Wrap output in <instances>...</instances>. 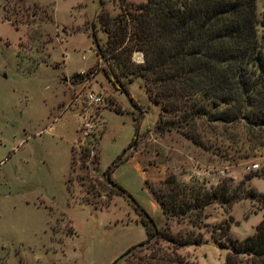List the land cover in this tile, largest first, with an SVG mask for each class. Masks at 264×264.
<instances>
[{"label":"rangeland","instance_id":"1","mask_svg":"<svg viewBox=\"0 0 264 264\" xmlns=\"http://www.w3.org/2000/svg\"><path fill=\"white\" fill-rule=\"evenodd\" d=\"M144 1L0 0V264H222L221 228L242 239L264 215V198L254 197L210 203L195 222L165 219L149 193L172 174L179 186L228 179L241 190L252 177L264 196V126L199 119L198 144L155 131L160 109L143 78L120 73L107 53L96 56L105 31L121 33ZM254 13L259 22L264 0H254ZM133 52L141 53L132 49L129 62L142 64ZM121 152L109 177L129 197L101 177ZM135 205L155 227L198 233L201 243L147 240ZM246 257L238 255L241 264Z\"/></svg>","mask_w":264,"mask_h":264},{"label":"trees","instance_id":"2","mask_svg":"<svg viewBox=\"0 0 264 264\" xmlns=\"http://www.w3.org/2000/svg\"><path fill=\"white\" fill-rule=\"evenodd\" d=\"M257 23L262 28L259 34ZM122 26L117 35L105 31V47H96V56L107 53L120 73L143 78L145 90L159 105L155 122L159 135L175 130L198 144L193 126L199 119L207 124L242 120L247 126H264V14L257 22L254 0H145L128 13ZM132 49L141 52L142 64L129 62ZM136 129L134 123L133 136ZM123 159L121 152L101 177L111 193L129 197L109 177ZM96 160L97 152L91 151V161ZM228 182L224 179L209 188L179 186L169 174L158 187H146L165 219L194 221L210 203L227 207L239 199L264 198L251 187L241 190ZM134 208L147 240L162 237L175 246L201 243L198 233L171 235L165 222L157 228L143 209ZM227 229L225 225L220 231L228 249L222 264H241V254L247 256L245 264H264V215L242 239L228 237Z\"/></svg>","mask_w":264,"mask_h":264},{"label":"built area","instance_id":"3","mask_svg":"<svg viewBox=\"0 0 264 264\" xmlns=\"http://www.w3.org/2000/svg\"><path fill=\"white\" fill-rule=\"evenodd\" d=\"M131 60L134 61L135 63H139L142 61V56H141V53L139 52H133L132 53V56H131ZM86 98L89 102H92V103H99L100 102V97L92 94V93H88L86 95Z\"/></svg>","mask_w":264,"mask_h":264},{"label":"crops","instance_id":"4","mask_svg":"<svg viewBox=\"0 0 264 264\" xmlns=\"http://www.w3.org/2000/svg\"><path fill=\"white\" fill-rule=\"evenodd\" d=\"M251 178H252V177H250V178L247 179V181H248V185H249L250 187H252V185H251V183H250V182H251ZM261 178H264V177H261ZM252 189H254V188L252 187ZM254 190H255V189H254ZM255 191H256V190H255ZM256 192H257V191H256ZM258 193H259V192H258ZM260 194H261V193H260ZM261 195H262V194H261ZM248 200H249V199H248Z\"/></svg>","mask_w":264,"mask_h":264}]
</instances>
